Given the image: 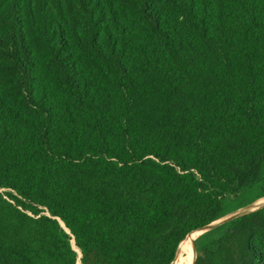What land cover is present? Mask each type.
I'll return each instance as SVG.
<instances>
[{"label": "trees", "instance_id": "1", "mask_svg": "<svg viewBox=\"0 0 264 264\" xmlns=\"http://www.w3.org/2000/svg\"><path fill=\"white\" fill-rule=\"evenodd\" d=\"M263 198L264 0H0V264H172ZM194 250L264 264V207Z\"/></svg>", "mask_w": 264, "mask_h": 264}, {"label": "water", "instance_id": "2", "mask_svg": "<svg viewBox=\"0 0 264 264\" xmlns=\"http://www.w3.org/2000/svg\"><path fill=\"white\" fill-rule=\"evenodd\" d=\"M262 207H264V203L259 204V205H256L254 203L249 204V205H247V206H245L243 208H240V209H238V210H236V211H234V212H232V213L224 216L223 218H221L219 220H216V221L210 223L209 225L204 226L203 228H201V229H199L197 231H194L193 233H198V235H197V237H198L201 234H203L205 232H208V231H210V230L218 227L221 224H224L226 222L235 220V219H237L239 217H242L244 215L250 214V213H252V212H254V211H256V210H258V209H260ZM194 240L192 241V252H193V261H192V264L194 263V260L196 258V254H195V250H194Z\"/></svg>", "mask_w": 264, "mask_h": 264}, {"label": "bare ground", "instance_id": "3", "mask_svg": "<svg viewBox=\"0 0 264 264\" xmlns=\"http://www.w3.org/2000/svg\"><path fill=\"white\" fill-rule=\"evenodd\" d=\"M194 234L195 233L190 234V236L186 240H184L182 242V244L178 247L179 252H181V253H178V255L176 256L175 260H177V261L175 262V264H189L187 261L184 260L185 258H190V260H191L190 264H192L193 257L191 255H186L184 257L181 255L185 251V249H187L186 247L190 242L189 240L193 238Z\"/></svg>", "mask_w": 264, "mask_h": 264}, {"label": "rangeland", "instance_id": "4", "mask_svg": "<svg viewBox=\"0 0 264 264\" xmlns=\"http://www.w3.org/2000/svg\"><path fill=\"white\" fill-rule=\"evenodd\" d=\"M262 203H264V198H263V199H260V200H258V201H256V202H254V204H256V205H259V204H262ZM197 235H198V233H195L194 236H193V238L189 240L190 242H189L188 245L191 246V249H192V241L197 237ZM189 236H190V235H189ZM189 236H188V237H189ZM188 237H187V238H188ZM187 238H186V239H187ZM186 239H185V240H186ZM188 245H187L186 248L189 247ZM186 251H187V249H185V251L182 253L181 256L184 257V256H186V255H189V254L186 253ZM178 253H181V252H179V248H178V251H177V255H178ZM176 261H177V260H174V262H173L172 264H175Z\"/></svg>", "mask_w": 264, "mask_h": 264}]
</instances>
